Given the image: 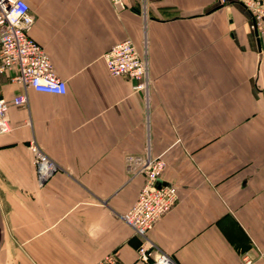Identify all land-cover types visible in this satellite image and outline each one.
Here are the masks:
<instances>
[{"label": "crops", "instance_id": "1", "mask_svg": "<svg viewBox=\"0 0 264 264\" xmlns=\"http://www.w3.org/2000/svg\"><path fill=\"white\" fill-rule=\"evenodd\" d=\"M25 2L65 94L0 74V98L26 99L0 135V264H139L119 216L142 184L124 159L147 144L178 194L147 233L154 247L175 264H264V35L242 4ZM124 39L146 58V95L105 69L102 54ZM30 142L57 167L41 187Z\"/></svg>", "mask_w": 264, "mask_h": 264}, {"label": "built area", "instance_id": "2", "mask_svg": "<svg viewBox=\"0 0 264 264\" xmlns=\"http://www.w3.org/2000/svg\"><path fill=\"white\" fill-rule=\"evenodd\" d=\"M122 9L124 0H110ZM228 0H220L225 3ZM249 12L251 27L256 34L264 35V0H236ZM33 23L32 14L25 0H0V74L14 70L10 77L24 88L35 93L62 96L65 94V81L54 72L43 48L29 36ZM102 59L109 75L132 80L133 93L146 95L148 89L147 61L129 39L111 45ZM25 96L19 95L10 101L0 98V135L9 132L7 111L10 106L25 104ZM35 179L43 186L56 172L57 167L38 149L35 143L27 145ZM129 179L140 177L142 184L130 208L119 216L120 220L139 239L135 260L139 264H175L165 253L159 251L147 239V233L154 224L166 215L175 205L177 189L163 182L164 163L153 157L148 144L140 156L124 159ZM251 260L244 256L243 264ZM96 264H116L115 255L108 254Z\"/></svg>", "mask_w": 264, "mask_h": 264}, {"label": "rangeland", "instance_id": "3", "mask_svg": "<svg viewBox=\"0 0 264 264\" xmlns=\"http://www.w3.org/2000/svg\"><path fill=\"white\" fill-rule=\"evenodd\" d=\"M223 4H224V2H223ZM157 158H159V157H157ZM159 159H161V158H159ZM162 160V159H161ZM163 161V160H162ZM163 163H164V170H165V167H166V164H165V162L163 161Z\"/></svg>", "mask_w": 264, "mask_h": 264}, {"label": "water", "instance_id": "4", "mask_svg": "<svg viewBox=\"0 0 264 264\" xmlns=\"http://www.w3.org/2000/svg\"><path fill=\"white\" fill-rule=\"evenodd\" d=\"M228 1H230V2H231V1H236V0H228ZM236 2H237V1H236ZM253 30H254V29H253ZM254 32H255V30H254Z\"/></svg>", "mask_w": 264, "mask_h": 264}]
</instances>
